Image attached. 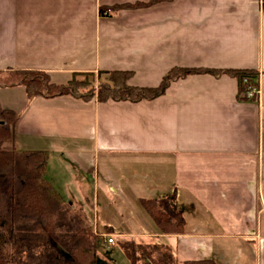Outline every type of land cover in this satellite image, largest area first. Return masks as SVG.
<instances>
[{"label":"crops","instance_id":"obj_1","mask_svg":"<svg viewBox=\"0 0 264 264\" xmlns=\"http://www.w3.org/2000/svg\"><path fill=\"white\" fill-rule=\"evenodd\" d=\"M150 1L0 0V71H43L65 84L73 73L126 70L132 85L156 87L174 67L250 69L262 73V103L240 99L238 80L227 74L177 78L162 96L139 102L28 99L22 85H0L1 105L20 116L17 145L48 151L47 171L54 157L75 173L104 156L105 196H125L138 239L172 238L181 262L264 264V0H166L100 13ZM117 156L139 159L129 164L132 180L114 173ZM141 158L164 159V187L174 188L175 202L183 195L191 204L179 231L160 234L137 207L155 199L134 182L148 169ZM110 220L93 230L116 242L134 235L125 232V216Z\"/></svg>","mask_w":264,"mask_h":264},{"label":"trees","instance_id":"obj_2","mask_svg":"<svg viewBox=\"0 0 264 264\" xmlns=\"http://www.w3.org/2000/svg\"><path fill=\"white\" fill-rule=\"evenodd\" d=\"M162 1L166 0L116 4L101 7L100 13L147 7ZM257 73L250 69L174 67L158 86L140 87L130 83L133 72L126 70L73 73L67 83L57 84L43 71L7 69L0 71V85H22L28 99L71 95L86 101L139 102L162 96L173 80L191 74L235 77L240 95L248 84L245 79H254ZM19 119L15 110L0 103V264H110L94 257L92 227L84 224L47 179L49 152L18 147ZM141 202L161 232H177L182 228L184 219L175 194ZM116 243L123 248L130 264H219L213 259L181 262L168 246L157 242L127 239Z\"/></svg>","mask_w":264,"mask_h":264},{"label":"rangeland","instance_id":"obj_3","mask_svg":"<svg viewBox=\"0 0 264 264\" xmlns=\"http://www.w3.org/2000/svg\"><path fill=\"white\" fill-rule=\"evenodd\" d=\"M262 81V79H261ZM241 99V98H240ZM262 99H263V90H262ZM243 100V99H242ZM117 161H119L120 166L114 167L115 174L121 175V177L133 179L134 176H136V169L131 167L132 163H135L136 159L135 157H116ZM107 160L104 156H100L98 162L93 165L96 170L92 171V167L85 166L84 170H79L77 172H73V170L69 169L66 165L60 163L57 161L56 157H54L51 161L50 167L47 171L46 177L49 180H55V187L59 190L61 195L63 196L65 201L69 204V207L72 208V210L78 215L81 220L84 222V224L87 226L92 227L93 235L92 241L94 242V250L92 254L103 260H107L110 262V264H130L129 260L127 259L123 248L120 246L119 243H116L115 245H108L106 243V237L104 239L103 235L97 234L93 229L97 227V224L99 223L100 228L103 227L105 219L108 218L110 220L111 217H116V215H123L125 216V219L123 222H125L124 226L125 232H131L134 235H127L124 237H117L118 241H123L127 239H136L138 241L139 235H143L142 231L135 227V217L131 212L132 210H129L126 212V203H128V200H126L125 196H119L122 195L121 191L117 189V194H119L118 198H110L108 196H105L106 188V180L109 176H107L108 173V167H107ZM84 161V160H83ZM140 161L142 163H146L143 165H147L148 169H146V172H142L141 178L139 181L136 180V183L139 184H146L148 187H150V192L154 195H152L154 198H158L164 195H168L169 197H172L174 194V188L168 189L167 186H165V183L167 181H170V179L165 178L160 175L163 174V167H166L165 169L168 170L169 166L166 162H164V159L159 158V161L153 160L151 158H141ZM151 163V165H150ZM73 165V163H71ZM129 166V167H127ZM75 168V166H72ZM146 167V166H145ZM121 170V171H120ZM158 171V172H156ZM120 172V173H119ZM169 174V173H168ZM156 177L153 178L152 177ZM110 178V177H109ZM116 178V177H115ZM158 188H163L159 192L160 195H155ZM159 190V189H158ZM125 195V194H124ZM124 201H121L123 200ZM71 202H74V205ZM179 203L176 202V205L181 212L182 216L185 212V208L188 207L191 204L186 203L185 196L181 195L180 198L177 199ZM112 201V203H110ZM124 202V203H123ZM143 205H137V207H142ZM135 207V204H133V208ZM134 211V210H133ZM189 216L193 214L187 213ZM194 216V215H193ZM150 217V216H149ZM112 220V221H111ZM110 221L113 222V218ZM121 222V221H114ZM149 230V229H147ZM124 232V231H123ZM162 232L160 231V234ZM138 235V236H137ZM147 237L146 239H143L147 242H159L161 243H167L172 248L173 254L178 256L183 253L178 251V249L175 247V245H172V238H168L165 236H144ZM116 238V237H115ZM105 244V245H104ZM92 256L89 254L88 259L90 260Z\"/></svg>","mask_w":264,"mask_h":264},{"label":"built area","instance_id":"obj_4","mask_svg":"<svg viewBox=\"0 0 264 264\" xmlns=\"http://www.w3.org/2000/svg\"><path fill=\"white\" fill-rule=\"evenodd\" d=\"M262 73L258 71L257 76L253 78H246L245 82L248 83L246 89L240 93V98L243 100L254 101L262 103ZM104 239L108 245H115L116 240L113 235L104 234Z\"/></svg>","mask_w":264,"mask_h":264},{"label":"bare ground","instance_id":"obj_5","mask_svg":"<svg viewBox=\"0 0 264 264\" xmlns=\"http://www.w3.org/2000/svg\"><path fill=\"white\" fill-rule=\"evenodd\" d=\"M109 235V234H108ZM116 244V243H115Z\"/></svg>","mask_w":264,"mask_h":264}]
</instances>
